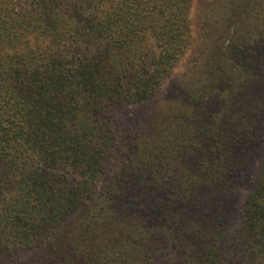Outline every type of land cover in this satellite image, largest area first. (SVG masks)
Here are the masks:
<instances>
[{
  "label": "trees",
  "instance_id": "1",
  "mask_svg": "<svg viewBox=\"0 0 264 264\" xmlns=\"http://www.w3.org/2000/svg\"><path fill=\"white\" fill-rule=\"evenodd\" d=\"M262 143L264 0H0V264H264Z\"/></svg>",
  "mask_w": 264,
  "mask_h": 264
},
{
  "label": "rangeland",
  "instance_id": "2",
  "mask_svg": "<svg viewBox=\"0 0 264 264\" xmlns=\"http://www.w3.org/2000/svg\"><path fill=\"white\" fill-rule=\"evenodd\" d=\"M181 68H182V65H180L176 71L177 72H181ZM173 83H174V80L171 78L164 85L163 89L151 101H149L148 103H144V104L138 105V106L125 108V109H123V111H121L119 113L117 126H118L119 133H121V136H122L123 133H125V130L131 131V128H130V126L127 123V120L129 118V116L131 115V113L134 110H136L139 107H141V106H142V108H148L154 101H157V100H160V99L161 100L166 99L167 94L169 93V90L171 89V86H172ZM121 140H122V143H123V139H121ZM260 150H261L260 153L263 154L264 143H262V145L260 146ZM259 166H260V164H256L255 170H253L254 171L253 172V176H251L252 177L251 180L254 179L256 174H258ZM249 186H250V181H247L246 184H245V187L241 190L242 199H241V203L240 204L242 206V209H243V204L242 203L244 202V197L249 193Z\"/></svg>",
  "mask_w": 264,
  "mask_h": 264
}]
</instances>
